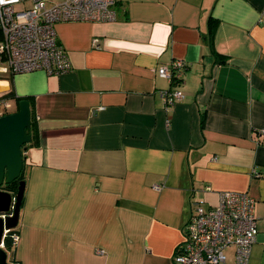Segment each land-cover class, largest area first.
<instances>
[{
	"label": "crops",
	"instance_id": "obj_1",
	"mask_svg": "<svg viewBox=\"0 0 264 264\" xmlns=\"http://www.w3.org/2000/svg\"><path fill=\"white\" fill-rule=\"evenodd\" d=\"M113 9L55 24L69 71L0 74L34 119L9 264H172L192 200L212 207L221 191L254 198L247 264H264V0ZM174 59L177 85L157 73ZM170 87L183 97L165 107Z\"/></svg>",
	"mask_w": 264,
	"mask_h": 264
},
{
	"label": "built area",
	"instance_id": "obj_2",
	"mask_svg": "<svg viewBox=\"0 0 264 264\" xmlns=\"http://www.w3.org/2000/svg\"><path fill=\"white\" fill-rule=\"evenodd\" d=\"M27 2L29 6L25 5ZM17 4L24 8L15 10ZM113 4L114 0H65L56 4H47L46 0H0V74L69 71L71 65L58 40L55 24L113 20ZM184 68L183 60L174 59L160 66L157 73L177 85ZM159 94L165 107L183 97L178 89L171 87ZM10 107L9 100L0 94V116L9 112ZM261 134L264 135V128ZM254 202L246 191H221L217 204L212 207L202 200H192L172 264H247L257 235ZM9 231H4V237ZM11 238L15 244L17 234ZM227 248L233 249L231 263L226 261Z\"/></svg>",
	"mask_w": 264,
	"mask_h": 264
},
{
	"label": "water",
	"instance_id": "obj_3",
	"mask_svg": "<svg viewBox=\"0 0 264 264\" xmlns=\"http://www.w3.org/2000/svg\"><path fill=\"white\" fill-rule=\"evenodd\" d=\"M29 127L30 106L26 99L18 102L16 111L0 116V264H9L3 248L4 231L17 226L25 181L18 180L15 192L5 190L4 186L20 176L23 145L31 141V135L26 133Z\"/></svg>",
	"mask_w": 264,
	"mask_h": 264
},
{
	"label": "trees",
	"instance_id": "obj_4",
	"mask_svg": "<svg viewBox=\"0 0 264 264\" xmlns=\"http://www.w3.org/2000/svg\"><path fill=\"white\" fill-rule=\"evenodd\" d=\"M215 23H216L215 20H210V21H209L208 29H209V37H210V38L212 37V35H213V33H214V30H215ZM216 56H218V55H216ZM218 60H219V61H223L222 59H218ZM3 97H4L5 99H10V98L13 97V93H12V92H9V93H7V94H3ZM21 99H22V98H17V99H16V105L18 104V102H19ZM26 100H28V99H26ZM28 102H29V106H31L29 100H28ZM16 110H17V106H16ZM16 110H15V111H16ZM8 113H9V112H4L2 115L8 114ZM10 113H11V112H10ZM2 115H1V116H2ZM26 133L31 135V141H32V139H33V135H34V119H33L32 113H31V107H30V127L26 129ZM31 141H30V142H31ZM30 142H29V143H30ZM24 146H26V144L23 145V147H24ZM20 179H22V178H21V173H20V176L18 177L17 180L13 181V182L10 183V184L5 185V186H4V189H5V190H8V191H11V192H15V191H16V188H17V182H18V180H20ZM15 228H16V227H15ZM15 228H14V229H11V230L5 235V237H4V239H3V248L5 249V251H12V250L14 249V245H15V244H13L11 236H12V234H14V233L16 234V230H15Z\"/></svg>",
	"mask_w": 264,
	"mask_h": 264
},
{
	"label": "rangeland",
	"instance_id": "obj_5",
	"mask_svg": "<svg viewBox=\"0 0 264 264\" xmlns=\"http://www.w3.org/2000/svg\"><path fill=\"white\" fill-rule=\"evenodd\" d=\"M62 1H65V0H46L47 4H56V3H59V2H62ZM25 5L29 6V3L27 2V3H25ZM14 8H15V10H22L24 8V5L17 4V5L14 6ZM9 103H10V101H9ZM10 104H12V108L9 109V113L15 111V109H16V104H15L14 101L11 100ZM230 251H231V249H226L225 253H229Z\"/></svg>",
	"mask_w": 264,
	"mask_h": 264
}]
</instances>
